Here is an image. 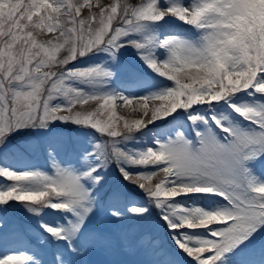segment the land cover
<instances>
[{
	"label": "snow or ice",
	"instance_id": "obj_1",
	"mask_svg": "<svg viewBox=\"0 0 264 264\" xmlns=\"http://www.w3.org/2000/svg\"><path fill=\"white\" fill-rule=\"evenodd\" d=\"M226 2L227 0H200L198 5L189 8L164 0V3L169 5L165 8L162 7L161 0H140L138 4L128 3L126 0H111L107 4L102 3L101 0H95V2L94 0H62V6L58 0H50L53 8L45 10L43 14L54 20H58L60 15L69 17L68 24L71 27L65 34L75 32L78 38L86 36L87 43L82 44L77 55L82 53L85 55L86 52L105 42L116 46L120 38L128 35L130 31H140L142 22H159L166 16L175 17L187 25L203 30L205 35L202 45H211V50L216 52L224 48V43L218 41L225 43L227 41V36L221 33L231 36L234 30L210 24L209 21L213 17L216 20L224 18L219 12L207 11V9L211 6L223 11ZM0 3H3V0H0ZM29 14L23 8L7 14L0 13V23L4 20L15 22L16 18L26 17ZM59 30L63 31V27L61 26ZM202 45L196 48L183 41L165 39L160 46L170 49L166 61L158 63L148 56H142L153 71L174 82V87L163 94L142 99L103 95L92 100L86 99V95L80 92L77 95V91H69L63 93V96L69 99L68 107H51V101L57 94H61V90L57 88L49 90L40 85L33 87L29 82L28 70H25L23 74L10 75L8 82L0 78V141L13 130L35 124L45 127L49 121L54 120L90 125L101 133L117 138L138 131L148 123L167 117L178 109H188L200 104L195 101L189 104L188 97L194 94L214 95L222 86L225 89L222 99L247 89H254L255 93L264 94V59L250 61L242 67L227 62V69L221 70L215 67V59L207 56ZM132 46L138 50L146 47L142 43H133ZM202 53H204L203 56ZM193 65L207 66L199 67L203 71L199 72L200 75L197 78L194 75L197 72L194 69L197 67ZM241 70L246 73V78L240 81L239 86L225 83L226 75L233 76L235 72ZM185 73L188 75L185 76ZM74 74L90 79L111 75L99 68ZM181 76H184V79H181ZM207 79L211 80L210 84L204 83ZM193 80L198 82L193 83ZM212 85L215 87L213 88ZM118 99L122 100V103H118ZM180 100L184 103H179ZM157 101L160 103L157 104ZM213 101L217 100L213 99ZM90 102L97 105L94 111H77ZM126 106H131L133 111L138 110L144 118L128 120L118 116L117 107ZM235 111L240 115L248 113L241 116L258 123L259 130L249 132L240 128H231V130L225 128L224 131L230 136L226 143H222L211 131H208L205 135L198 134L200 135L199 147L195 149L182 136H177L174 141L160 145L158 150L150 149L138 159L126 156L125 153L116 149L112 150V154L117 159L126 160L131 165L162 166L156 173L136 176L121 169V174L126 180L137 184L155 199L157 207H161L164 201L179 195L210 193L214 188L217 194H222L228 201L230 208L223 211L209 213L197 209L192 214V218L185 216L182 222L170 224L173 230L207 229L214 238L196 240L191 246H189L190 237L186 241H177L178 247L196 264H217L225 253L248 239L259 226L264 225V195H258L253 199L244 195V191L249 186L264 185L251 181L248 178L249 169L246 167L247 163L264 155V108L257 111L253 108L242 110L236 107ZM191 119L196 121L197 117L193 116ZM95 171L96 169L93 168L86 172L84 177H91ZM0 176L15 185L25 183L43 185L40 191L21 190L19 187L0 191V205L7 204L10 200L39 204L48 202L52 198H64L65 202L47 203L46 206L70 211L73 206H83L89 197V192L81 183L80 176L60 169H57L55 178L39 173L18 174L8 170L0 171ZM101 179L97 177L95 182L99 183ZM177 189L180 191H176ZM209 189L210 191H207ZM83 210L85 214L92 211L90 207H84ZM131 211L134 214H143L146 209L132 208ZM208 217L217 222L192 226L197 224V221H205ZM46 230L55 238H65L60 231L51 227H46ZM0 264H25V257L10 254L0 259Z\"/></svg>",
	"mask_w": 264,
	"mask_h": 264
},
{
	"label": "rangeland",
	"instance_id": "obj_2",
	"mask_svg": "<svg viewBox=\"0 0 264 264\" xmlns=\"http://www.w3.org/2000/svg\"><path fill=\"white\" fill-rule=\"evenodd\" d=\"M25 1L11 0L12 2L11 5L8 3V0H3V3H0V10L19 11L21 9L22 3L24 4ZM134 1H136L137 4L140 3V0H134ZM134 1L126 0V2L128 3H132ZM26 2L30 4L29 6H31V8L29 9L30 12L29 19H31L33 15L34 16L37 15L38 17L36 18L35 23L44 24L46 21L44 19L46 15L42 14V12H45V10H51L53 8V4L50 3V0H30L29 2L27 0ZM101 2L107 4L111 2V0H101ZM199 2L200 0H173V3L189 8L198 5ZM239 2L242 6L246 18H250L256 24L261 23L262 26H264V19H259V18L254 19L253 13H254V7H256L255 0H239ZM13 3L15 4L13 5ZM58 3H60L62 6V0H58ZM263 8H264V3H263ZM86 11L87 10H85V12ZM85 15H87V13H85ZM157 26L158 25H155L153 22H142L140 31L138 32L130 31L128 35L120 38L116 46L110 45L108 43H107L108 45H105L104 43L98 47L93 48L91 51L86 52V55H90V56L92 53H97L98 55L99 54L102 55L100 59L98 58L97 60L94 59V61L96 62L90 64L89 65L90 67L88 69L99 68L101 71L109 72L111 73L112 76L116 77L119 75L121 71H126L124 69L128 67L129 60H132L135 61L136 63L141 62L142 65H144L142 68L143 70L152 71L151 72L152 75L159 76L158 73H156L149 66H147L146 61L142 59V56H148L150 59H153L152 56L154 55V53L152 54V52H149L145 48L138 50L132 46L133 43L142 42V39L140 38L138 33H142L143 31L144 32L146 31L147 36L149 37L151 36L155 38L154 45L155 47H157V45L160 44L161 41L158 38L159 32L157 31H159V29H157ZM3 30H5V28H3L0 25V32H2ZM35 30L36 27H34V30L32 32H34ZM67 31L68 30H64L63 33L64 40L62 42H58V46H51V44L48 43L49 41H47L46 38L47 36L45 35H44V39L41 40L37 36L36 37L33 36V33H30L28 34V36L24 37L23 36L24 34H18L13 32L14 35L11 37V39L8 42L5 43L0 42V78L4 79L5 82H8L10 75L23 74L20 72L21 68L28 70L29 73H33L31 72V68L34 67L33 63L35 61H39L37 62V65L40 64L41 61L38 59L41 58H43V60L48 59L51 62V60H53L55 57H58V55L60 54L61 49L63 47V43L71 37L70 34L67 35L65 34ZM54 32H56V30L52 28H50V30H47V34ZM203 36L195 35L188 30H184L183 32L179 31L178 33L175 34H171V35L168 34V36H165L166 37L165 39H174V40L183 41L187 44L192 45L193 47L199 48L203 43ZM73 37L76 43V48L75 45L73 44L74 46L71 51L74 52L73 53L74 56L81 57L80 55H77V51L82 46V44L87 43V38L86 36L83 38H78L77 35H74ZM122 42L124 43V45H121ZM168 50H169L168 54L165 55H162L161 52L158 51L156 52L155 56L158 59L157 61L158 63L164 62L168 59L170 54V49L168 48ZM121 56L123 57V59H121ZM121 66L124 69L121 68ZM36 68L37 67H35L34 70ZM47 69H48L47 67L41 65L39 73L36 74L44 75L46 77L47 75L51 76L50 73L51 71L49 72V70ZM76 70H81V67L76 66L72 69L64 70L63 73H61V75L67 76L68 72L76 71ZM194 70L197 72L203 71L200 68H195ZM102 77L104 76H101L100 80L96 79V81H87L85 82L86 84L82 83L81 87L76 86L78 81L75 79H66L65 81H67L72 86H76L77 89H80L79 92L86 96L110 95V89L106 88L101 82ZM159 77L162 78V76ZM225 77L227 79V82L234 86H239L240 81L246 78L244 76L239 79H236L230 75H226ZM161 83L164 84H162L161 87H157L158 89H151L145 95H141L138 97L130 96L128 99H142L145 97L158 96L166 92L168 89L174 87V82L166 79L165 77L164 80L160 82V84ZM111 96H114V94H111ZM241 97L244 99L245 96L242 95ZM243 102L244 103H240L238 106L242 110L245 108H253L256 110V108H254L253 105H250L249 103H245L246 102L245 99L243 100ZM50 106L68 107L69 99L63 96L62 94H57L56 97L51 101ZM96 108L97 105L94 106L91 110L94 111ZM116 114L118 116L127 118L128 120H132L133 117H135L137 120L144 118L142 116V113H140L138 110L133 111L132 109H128V108L123 109L121 107H117ZM202 116L204 117L203 114ZM162 119L163 118L156 120L157 123H161ZM237 126L242 130L248 131V129L245 127H249V124H247V122H243L242 120H238ZM221 128H224V126L222 125L219 126V129ZM210 129L213 130V128L207 127L206 131L208 132L210 131ZM74 130H76L77 132V141L80 146L82 155L75 156L73 153H71L72 156L70 161L68 163H64L63 152L68 147L67 136L70 131L75 132ZM48 132L51 133L48 134ZM96 133H99L100 136ZM18 134L24 135V140L28 144V150H29L28 153L29 155H31V158H28L26 156L27 153L21 150L24 140H20L15 144L12 143V138ZM35 135H40L42 137H44L45 135L47 136L44 139H38ZM7 136L11 140L4 139L3 141H0L3 144L0 149V153L3 152L4 150L9 151L10 149H14L17 154L16 156L9 158L7 156L0 154V171L8 170L18 174L39 173L43 176L55 178L57 171L53 172L51 170L52 165L48 163V158H49L51 162L55 161L57 163V169H60L64 172L72 173L73 175L76 176H80V177L82 176L81 183L83 184L85 190L88 191L90 186H96V190L94 189L93 195L90 196L89 194L86 204H83V206H74V208L76 209V214L74 215L73 219L76 227H78V225L79 226L82 225L83 229L87 230L89 228L88 223H90L88 219L91 218V215L92 217L103 216V219L100 217V220L98 222L95 221L94 222L96 226L98 225V223H101L106 230L112 225L115 219L117 221L128 222L132 218L131 214H134L131 211L132 208L146 209V212H144V214H146L151 209V206L147 208L145 207L146 205L145 202H147L146 200H140V202L136 205H130V204L126 205L123 198L121 199L119 197H113V199L111 200V205L113 206L112 208H109V210H106V208L98 210L93 198V196H97L99 198L102 195V193H104V191L108 189V185L110 184L109 183L110 179L113 178L114 176H117L118 171H121V169L124 170L128 168L130 171L129 172L126 171V172L134 176L149 175L152 173H156L160 170V169H153V172H149L144 169V166L138 168L137 165H131L126 160L117 159L112 154L113 149L123 152V145H124V150L126 152H130L133 158L138 159L143 153H145L144 141L147 140L146 138L140 140L139 143L136 144L135 150L131 152L129 151L128 146L125 145V143H128L129 140H131V136H132L131 133L122 135L121 137L113 138L107 136L104 133L99 132L90 125L64 122L61 120L49 121L45 127H40L39 125L35 124V126L32 125L18 130H13ZM96 136H97V140L95 138ZM179 136H182L188 142H190L192 139V135L189 129L186 130L183 129L182 132L179 134ZM120 140L123 141L122 145L112 144L113 141L118 142ZM43 143L51 144L53 148V153L46 151L42 147ZM7 155H10L9 152L7 153ZM255 160L249 162L250 166H248L250 170V172L248 173L249 176L248 178L251 181L253 180V175L256 174L258 168L257 166H255L256 165ZM118 163L120 164L119 168L116 167V164L118 165ZM95 164H97V171L93 172L91 177H87V178L83 177V175L86 173L87 170H89L92 166H96ZM100 174L102 175L103 178L100 177L102 179L100 180L99 183H96L95 179L97 178V175ZM122 179L126 180L123 175H122ZM118 184L120 185L121 183L119 182ZM12 187H19L21 190L43 189V185L35 184V183H25L21 185H15L13 182L7 180L5 177L0 176V191H7ZM117 187L118 186H116V188ZM137 187L140 188L139 186ZM120 189L122 190V187H120ZM116 192L118 193L119 189ZM47 203H57V201H55L54 198H52L48 202H41L39 204H28V203L18 202L15 200H10L7 204L0 205V259H3L4 257L10 254H17L25 257V264H54L52 261H50V256L47 255L50 254L51 251L55 250V247L61 248L62 244L65 243V241L52 236L53 239L57 241V243H60L59 245L57 244L56 246H53L52 244L53 242L45 238L42 234H40L38 229L41 228V230L47 231L46 227H51L54 230L61 229L63 233L66 234L67 232L69 235H72L75 234L76 228L67 225V223L64 222L62 214H60L59 212L58 213L60 214V217L58 215H53L54 211H56L57 209H53L52 207L46 206ZM115 205L117 206L115 207ZM176 206L178 207V203H176ZM84 207H90L92 211L90 213L85 214L83 210ZM190 209L191 206L184 207V210L188 211V214L190 216L189 218H192V214L194 213V211ZM224 209L226 208L224 207ZM113 213H116V215H113ZM135 216H139L137 219L138 223L141 220H143L142 218L144 217L143 214H135ZM163 218L168 219L165 216H163ZM171 223H180V222H175L174 220L170 219L168 224L170 225ZM181 229L182 228L177 230L176 233L178 235V233L180 232L179 234H181L182 237L183 233L182 231H180ZM196 235L199 237L197 239L193 238V240L194 239L209 240L204 235L201 234H196ZM177 239H178L177 241H181L179 235ZM93 241H95V243L98 246H96V248H94L89 253L88 251H86L88 249V246L91 245L90 242H88V236L86 237L85 245L83 248L78 246L75 248L74 250L75 255L74 256L72 255L74 262L76 264H84L85 262L83 259L85 255L83 252L86 251L91 257V259L87 262V264H111L109 260L113 252L111 250L112 248L108 245V243L106 244L105 240L102 241V239H99V237L96 239L92 238V242ZM30 242L37 243V246L34 248V251L32 250L29 251ZM11 245H15L19 251L9 252L10 251L9 246ZM100 248L105 249V252L102 254V257L98 258L97 251ZM56 257L58 259L57 263L59 262L58 264H70V260L69 257H67V255L57 254ZM236 257H237V261H239L238 264H250L252 262L242 252L240 253L239 257L238 255H236ZM133 261H134L133 257L128 256L120 261H113L114 262L113 264H132ZM230 262H232L230 259L223 261L224 264Z\"/></svg>",
	"mask_w": 264,
	"mask_h": 264
},
{
	"label": "clouds",
	"instance_id": "obj_3",
	"mask_svg": "<svg viewBox=\"0 0 264 264\" xmlns=\"http://www.w3.org/2000/svg\"><path fill=\"white\" fill-rule=\"evenodd\" d=\"M207 11H216L219 12L220 16H222L223 20H216L213 17L209 23L213 24L214 26H219L225 29L234 30L233 35L228 36L227 33H221V35L227 36L226 43L223 41H218L219 43H224V48L220 51L213 52L211 50V45H202V48L206 52L207 56L213 57L215 59V67L217 69L226 70L227 69V62H231L233 65L237 67L246 66L250 61L256 62L258 60L264 59V26L257 25L252 19L246 18L243 12L242 6L239 0H227L225 3V10L221 11L220 9H214L213 7H209ZM63 34V33H62ZM227 49V50H225ZM204 53H202V56ZM83 56V53L80 55ZM75 59L71 50L68 51V55L60 60L59 67L52 71L51 76H44L38 75L41 65L44 67H48L46 61L41 58L40 64L37 65V68L33 71V73H29L30 83L33 87L37 85L43 86L48 88L49 90L53 88H57L61 90V94L63 95L64 92H76L72 87L65 85L66 79H77L81 82H87L91 79L88 77H81L79 75H75L74 73L80 72H87L86 70H76L67 73V76L61 75L63 73L66 63ZM194 67H201L207 65H193ZM25 71L24 68L20 69V72L23 73ZM188 75L185 73V76ZM194 75L198 78L200 73L196 72ZM246 73L241 70L237 71L233 74L234 78L239 79L244 77ZM55 77V79H52ZM181 79H184V76H181ZM193 83L198 82V80H193ZM205 84H210L211 80L207 79L204 81ZM185 87H190V85H185ZM203 87V85H201ZM214 88L215 85H212ZM225 92L224 87L222 86L218 92L214 95H191L188 97V102L195 101L197 103H211L213 99L217 101L223 98V94ZM77 95L79 93L77 92ZM100 95H93V96H86V99L95 100L96 97ZM179 103H184L183 100H180ZM90 103H86L89 105ZM77 111H84V112H91L90 108H79ZM253 115H257L258 113H252ZM241 115H248V113H241ZM139 122V121H137ZM39 184V183H35ZM33 191H40V190H33ZM207 191H210L207 190ZM254 195H249V194ZM244 195L248 198L253 199L258 195H264V185L256 186L251 185L245 191ZM200 223H215L211 217H208L205 221H197V224L192 225L193 227L198 226Z\"/></svg>",
	"mask_w": 264,
	"mask_h": 264
},
{
	"label": "trees",
	"instance_id": "obj_4",
	"mask_svg": "<svg viewBox=\"0 0 264 264\" xmlns=\"http://www.w3.org/2000/svg\"><path fill=\"white\" fill-rule=\"evenodd\" d=\"M26 1L24 2V4L22 3L21 8H23L26 11L29 12V9L31 8V6H29L30 4H28ZM29 1L30 0H28V2ZM8 3L12 5L11 0H8ZM14 4L15 3H13V5ZM8 12H10V11L0 10V13H3V14H7ZM43 13L44 12H42V14ZM37 17L38 16L36 15V16H33L31 19H29V15H27L26 17L16 18L15 22L4 20L2 23H0V25L3 28H5V30L0 32V42L1 43L8 42L11 39V37L14 35L13 32L18 33V34H24L23 35L24 37L28 36V34H30V33H33V36H35V37L37 36L39 39L43 40L44 39V35L46 33L45 31L47 29L52 28V29H55L56 32L54 34H52V35L49 34V35H45V36H47L46 37L47 41H49L48 43H50L51 46H58V42H62L64 40L63 34H62V33H64V30H69V28L71 27L68 24L69 17L64 16V15H60L58 20H54V19H52L49 16H45L44 19L46 21H45L44 24H36L35 20H36ZM49 26H51V27L49 28ZM61 26L63 27V31L59 30V28ZM34 27H36V30L34 32H32L34 30ZM70 35H71V37L67 41H65L63 43V47H62L61 52L58 55V57H55L53 60H51V62L48 59H44V61H46L47 64H48V67H47L48 69L47 70H49V72L51 71L50 73H52L53 70H55L57 67H59L60 60L64 59L68 55V51L72 50L74 45H75V48H76V43H75V40H74V37H73L74 35H76V33L72 32V33H70ZM75 48H74V50H75ZM72 53H74V52H72ZM38 60L41 61V59H38ZM72 61H74V63H76V64H79L80 66H81V64L85 65V64H89L90 63L89 62L90 59H83V60L79 61V63L77 62L76 58L73 59ZM37 62H39V61H35L33 63L34 67L31 68V72L34 71V68L37 66ZM52 79H54V78H52ZM77 81H80V80H77ZM67 84H68V82L65 81V85L71 87L69 84L68 85ZM94 106H96V105L91 102L89 104V106L85 105L83 107L92 109ZM6 138H9V137L6 136L5 139ZM13 140H15V137L12 138V141ZM13 143H14V141H13Z\"/></svg>",
	"mask_w": 264,
	"mask_h": 264
},
{
	"label": "bare ground",
	"instance_id": "obj_5",
	"mask_svg": "<svg viewBox=\"0 0 264 264\" xmlns=\"http://www.w3.org/2000/svg\"><path fill=\"white\" fill-rule=\"evenodd\" d=\"M168 31H170L171 29H167ZM168 31H165V33H167ZM118 102H120V100L118 99ZM121 103V102H120ZM121 108H123V109H126V108H128V109H132V107L131 106H126V107H121ZM134 119H136L135 117H133V119L132 120H134ZM137 120V119H136Z\"/></svg>",
	"mask_w": 264,
	"mask_h": 264
}]
</instances>
